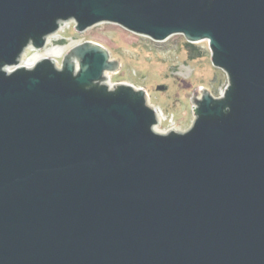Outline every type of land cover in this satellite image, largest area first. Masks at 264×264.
I'll use <instances>...</instances> for the list:
<instances>
[{
    "label": "water",
    "instance_id": "water-1",
    "mask_svg": "<svg viewBox=\"0 0 264 264\" xmlns=\"http://www.w3.org/2000/svg\"><path fill=\"white\" fill-rule=\"evenodd\" d=\"M67 20L207 40L228 86L156 132L103 45L20 65ZM0 264H264V0H0Z\"/></svg>",
    "mask_w": 264,
    "mask_h": 264
},
{
    "label": "rangeland",
    "instance_id": "rangeland-1",
    "mask_svg": "<svg viewBox=\"0 0 264 264\" xmlns=\"http://www.w3.org/2000/svg\"><path fill=\"white\" fill-rule=\"evenodd\" d=\"M65 24L64 32L47 38L45 48L26 49L22 60L30 59L37 51L68 46L57 59L53 58L60 64L62 57L76 44L93 41L103 45L111 59L119 64L114 72L105 73L106 79L113 84L128 83L144 89L149 103L163 112L162 123L157 124L161 131L175 128L185 132L194 122L192 96L199 98L207 89L218 98L228 86L227 74L211 63L207 40L194 43L199 54L191 59L182 34L157 42L116 23L101 22L79 33L75 31L73 20Z\"/></svg>",
    "mask_w": 264,
    "mask_h": 264
},
{
    "label": "bare ground",
    "instance_id": "bare-ground-1",
    "mask_svg": "<svg viewBox=\"0 0 264 264\" xmlns=\"http://www.w3.org/2000/svg\"><path fill=\"white\" fill-rule=\"evenodd\" d=\"M66 49H68V46L66 47H55V48H49V49H45L43 51H37L34 53V55L30 58V59H23L22 62L20 63L21 66H26V67H31L33 66L37 61L39 60H42L46 57L48 58H51V59H57V56H60ZM106 83L109 85V86H113L114 84L110 81V80H107ZM151 105V103H149ZM152 106V105H151ZM154 107V106H152ZM155 108V107H154ZM156 111H157V118H158V122L159 124H161L162 122V115H163V112L158 110L157 108H155ZM154 130L156 132H159V133H162V132H166V130H159L158 129V126L156 125ZM172 130V129H170ZM174 130H176L174 128Z\"/></svg>",
    "mask_w": 264,
    "mask_h": 264
},
{
    "label": "trees",
    "instance_id": "trees-1",
    "mask_svg": "<svg viewBox=\"0 0 264 264\" xmlns=\"http://www.w3.org/2000/svg\"><path fill=\"white\" fill-rule=\"evenodd\" d=\"M61 42H63V41H61ZM186 49H187L191 59H193V57H195V56H198V54H199V52H198L197 48L195 47L194 43L191 44V43L187 42Z\"/></svg>",
    "mask_w": 264,
    "mask_h": 264
},
{
    "label": "built area",
    "instance_id": "built-area-1",
    "mask_svg": "<svg viewBox=\"0 0 264 264\" xmlns=\"http://www.w3.org/2000/svg\"><path fill=\"white\" fill-rule=\"evenodd\" d=\"M66 27L67 26H66L65 22H62L61 25H60V27L58 28V30L55 32V34L58 33V32H64L65 31L64 29ZM74 27H75V25H74Z\"/></svg>",
    "mask_w": 264,
    "mask_h": 264
}]
</instances>
